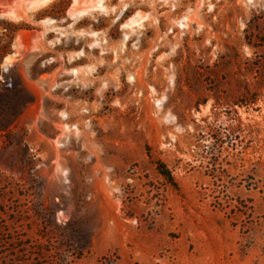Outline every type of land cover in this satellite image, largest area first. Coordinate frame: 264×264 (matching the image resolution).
<instances>
[{"label": "rangeland", "instance_id": "1", "mask_svg": "<svg viewBox=\"0 0 264 264\" xmlns=\"http://www.w3.org/2000/svg\"><path fill=\"white\" fill-rule=\"evenodd\" d=\"M99 1L0 0V264H264V0Z\"/></svg>", "mask_w": 264, "mask_h": 264}, {"label": "bare ground", "instance_id": "2", "mask_svg": "<svg viewBox=\"0 0 264 264\" xmlns=\"http://www.w3.org/2000/svg\"><path fill=\"white\" fill-rule=\"evenodd\" d=\"M47 1H50L51 2V0H47ZM49 2V3H50ZM47 3V2H46ZM97 5L96 6H93L92 8H90L88 11H86V12H84L83 14H81V15H79L78 17H81V16H85V15H87V14H89V13H91V12H94V11H98V10H104L105 9V6H104V0H100L98 3H96ZM38 6V5H37ZM40 7V6H39ZM41 7H42V5H41ZM34 9V8H33ZM106 10V9H105ZM107 12H108V10H107ZM77 17V18H78ZM189 17V16H188ZM192 19V18H191ZM137 22V21H136ZM135 22V23H136ZM139 22V21H138ZM137 22V23H138ZM141 23H139V25H140ZM138 25V24H137ZM134 26V25H133ZM126 27V26H125ZM56 29V28H55ZM127 34V33H126ZM126 34H124L123 36H125V37H123V39H124V41H123V44H125V42H126V39H127V35Z\"/></svg>", "mask_w": 264, "mask_h": 264}, {"label": "trees", "instance_id": "3", "mask_svg": "<svg viewBox=\"0 0 264 264\" xmlns=\"http://www.w3.org/2000/svg\"><path fill=\"white\" fill-rule=\"evenodd\" d=\"M157 170H158V172H159L161 175H163V176L165 177V179H166L171 185H173L174 187L177 186V185H176V182H175V179H174V177L172 176L171 172L166 171V173H165V171H164V167H163V165H162L161 163H158V164H157Z\"/></svg>", "mask_w": 264, "mask_h": 264}, {"label": "built area", "instance_id": "4", "mask_svg": "<svg viewBox=\"0 0 264 264\" xmlns=\"http://www.w3.org/2000/svg\"><path fill=\"white\" fill-rule=\"evenodd\" d=\"M67 130L70 131V132L72 131L74 133H78L79 132V130H77L76 124L70 125Z\"/></svg>", "mask_w": 264, "mask_h": 264}]
</instances>
